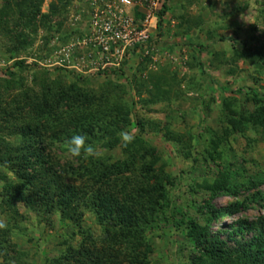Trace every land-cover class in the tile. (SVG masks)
Wrapping results in <instances>:
<instances>
[{"label":"rangeland","instance_id":"rangeland-1","mask_svg":"<svg viewBox=\"0 0 264 264\" xmlns=\"http://www.w3.org/2000/svg\"><path fill=\"white\" fill-rule=\"evenodd\" d=\"M8 1L11 5L6 8ZM138 1L132 0L136 4ZM142 1L141 8L130 10L121 7L119 0H0V99L4 101L2 106L7 105L8 112H13L11 130L2 132L0 128V135H10L6 141L0 139V154L5 153V148L23 144L19 133L43 132L46 123L52 125L48 107L46 119L37 120L28 112L35 104L17 108L26 91L49 102L57 87L56 92L63 93L60 105H70L73 95L80 92L112 93L114 102L127 114L129 125L123 126L124 130L155 149L159 157L156 168L162 169L173 182L167 188L166 207L145 230L152 247L147 262L188 264L194 248L185 226L179 224L196 217V208L205 199L200 186L216 174V167L205 161V152L211 151V140L221 137L226 126L222 101L232 99L238 110L249 114L253 112L252 101L244 91H239L256 87L258 94L264 96V68L253 57H246L263 41L264 0H170L161 34L158 26L149 28L144 46L123 56H108L106 61L91 38L92 18L98 14L106 19L110 12L122 20L132 15L138 26L147 11L145 0ZM14 3L25 6L16 11L12 8ZM160 10L158 7L157 11ZM21 13L23 18L18 17ZM230 39L246 44V49L238 46V50H233ZM16 61L24 64L9 69ZM104 71L108 75L92 78ZM6 75H12V82L19 83L7 92L1 88L3 79H8ZM44 84L50 86L47 96L41 90ZM161 89L166 93H159ZM3 117L0 115V126L7 125ZM165 128L179 136V140H167ZM45 136L49 139L50 133ZM67 141L62 138L46 154L57 166L75 167L78 160L88 157L83 153L71 157ZM87 142L94 147L95 156L111 157L114 162L122 159L119 146L109 151ZM226 144L227 162L248 167L252 172L264 170V128L231 134ZM241 159L257 164V168L241 163ZM1 174L10 175L0 165ZM5 184L0 180V218L6 220L7 230L12 231L10 240L14 248L2 249L0 264H77L80 258L69 260V249L78 251L82 244L89 246L82 231L89 232L95 241L100 237L101 228L89 213L76 228L58 213L48 215L30 211L21 204L14 208L2 203ZM260 190L264 191V184ZM230 201L222 197L215 199L214 205L224 207ZM14 210L17 214H13ZM258 214L264 215L263 210L250 209L241 217L253 220ZM231 221L223 219L213 228ZM250 236L246 234V238Z\"/></svg>","mask_w":264,"mask_h":264},{"label":"trees","instance_id":"trees-1","mask_svg":"<svg viewBox=\"0 0 264 264\" xmlns=\"http://www.w3.org/2000/svg\"><path fill=\"white\" fill-rule=\"evenodd\" d=\"M169 1H162L157 15L159 33L164 15L169 11ZM10 5L8 1L5 7ZM14 5L12 8L16 11H22L25 6ZM23 16L21 13L18 17ZM229 41L233 50H238V46L246 49V44ZM246 57H253L264 68V37L261 44H256ZM23 64V61H16L9 69ZM103 75H108V71L94 74L92 78L98 79ZM6 76L8 79H3L1 86L5 92L19 85L18 81L13 83L12 75ZM157 86L158 83L154 89ZM42 87L43 94L47 96L50 86L44 84ZM57 90L55 87L49 102L34 97L32 91L21 95L17 108L35 104L28 112L37 120L46 119L45 110L48 107L52 125L46 123L42 127L43 132L29 130L19 133L23 144L10 147L12 151L5 148V153L0 154L1 167L11 173V177L0 175V180L6 182L1 194L2 203L14 208L16 204H21L30 211L48 215L58 213L63 221L76 228L81 226L85 214H91L101 228V235L95 241L89 232L82 231L89 246L82 244L78 251L69 249V260L80 258L77 264H148L152 247L146 240L145 230L157 213L166 207L167 188L172 186V180L162 169L156 168L159 157L155 149L139 138H133L131 143L124 145L118 134L124 130L123 126L129 125L127 114L118 102H114L112 93L80 92L73 95V103L61 106L59 100L63 93ZM242 91L252 101L253 112L245 114L238 110L234 100L223 99L226 126L221 137L211 140V151L205 152V161L216 167V174L210 182L204 181L200 186L205 199L197 206L196 217L179 224L185 226L186 235L194 248L188 264H264V215L258 214L253 220L241 217L250 209L259 208L264 212V191L260 190L264 184V170L252 172L250 168L234 165L224 158V145L229 135L264 128V96L258 94L256 87L241 89L239 93ZM159 93H166V90L161 89ZM64 95L67 96L66 93ZM3 103L0 99V115L4 116V123L7 124L0 126L2 132L11 130L13 126L9 125L13 112L9 113L8 106H2ZM48 133L50 137L46 139L45 134ZM77 134L86 135L87 141L94 146L109 151L119 146L122 159L114 162L111 157L92 156L78 160L75 167H60L51 162L46 154L48 148L60 143L62 138L69 141ZM166 134L169 141L180 138L168 130ZM6 137L0 135L4 141ZM241 161L257 168V164H249L244 159ZM222 197L229 198L230 203L215 207L214 200ZM13 214L17 211L14 210ZM227 218L233 221L213 228V224ZM246 234L251 236L246 238ZM11 237V230H0V252L7 246L11 250L14 248ZM229 243L233 246L230 247Z\"/></svg>","mask_w":264,"mask_h":264},{"label":"built area","instance_id":"built-area-1","mask_svg":"<svg viewBox=\"0 0 264 264\" xmlns=\"http://www.w3.org/2000/svg\"><path fill=\"white\" fill-rule=\"evenodd\" d=\"M162 1H144L147 11L142 23L138 26L134 24V16L132 15L125 17L123 20L116 17L113 12H110L106 19L101 18L98 14L94 15L90 23L91 38L95 44L99 45L106 61L109 60V58L107 59L108 56L111 57L120 53L123 56L125 52L133 51L147 43L149 39L148 29L156 28L158 22L157 9L158 7L161 8L160 3ZM142 3V0H139L138 4L133 3L132 0H119L121 7L130 10H134L135 7L137 9L141 8Z\"/></svg>","mask_w":264,"mask_h":264},{"label":"clouds","instance_id":"clouds-1","mask_svg":"<svg viewBox=\"0 0 264 264\" xmlns=\"http://www.w3.org/2000/svg\"><path fill=\"white\" fill-rule=\"evenodd\" d=\"M121 140L124 142V145L127 146L128 143H131L133 136L127 130H121L118 134ZM86 135L77 134L71 137L69 141L66 142V147L68 153L71 157H80L83 153L85 157H92L96 155L95 149L91 144L86 143ZM11 175V173H9ZM8 224L4 218H0V230H6Z\"/></svg>","mask_w":264,"mask_h":264}]
</instances>
